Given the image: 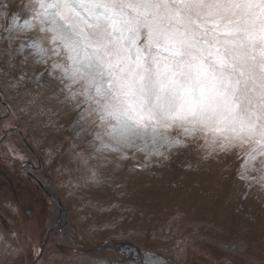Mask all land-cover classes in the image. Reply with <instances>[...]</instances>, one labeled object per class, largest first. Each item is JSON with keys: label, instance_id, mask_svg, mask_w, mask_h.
Instances as JSON below:
<instances>
[{"label": "snow or ice", "instance_id": "obj_1", "mask_svg": "<svg viewBox=\"0 0 264 264\" xmlns=\"http://www.w3.org/2000/svg\"><path fill=\"white\" fill-rule=\"evenodd\" d=\"M8 7L0 2V9ZM16 8L0 11V19L11 16L4 28L8 49L0 51V75L10 78L0 97L6 98L5 89L23 88L20 111L34 109L37 119L59 116L53 104L67 109L65 115L75 113L74 139L91 138L87 153L70 143L71 159L78 167L99 162L88 169L89 183H102L97 168L114 163L113 154L117 161H136L143 153V171L153 156L169 159L162 147L203 141L197 147L206 149L204 162L242 159L237 179L245 182L243 198L264 194V0H21ZM29 32L36 36L14 55L13 40ZM16 55L22 66L12 75ZM29 56L31 72L23 66ZM37 66H43L38 74ZM0 105L5 117L15 115L3 98ZM44 127L57 125L49 118ZM187 242L175 247L183 251ZM241 247L233 242L230 250ZM42 255L34 247L33 264H42ZM145 264L166 262L150 257Z\"/></svg>", "mask_w": 264, "mask_h": 264}, {"label": "rangeland", "instance_id": "obj_2", "mask_svg": "<svg viewBox=\"0 0 264 264\" xmlns=\"http://www.w3.org/2000/svg\"><path fill=\"white\" fill-rule=\"evenodd\" d=\"M0 2L9 5L0 11L12 13L21 0ZM10 19V15L0 19V51L8 49L4 28ZM35 36L36 32L18 34L11 45L13 54L22 41ZM22 59L16 55L12 75ZM33 59L29 56L23 65L30 72ZM35 71H43V66ZM9 78L0 75V88ZM22 92L23 88H8L6 98L1 97L15 115L5 117L0 105V118L5 117L0 120V141L4 140L0 142V260L33 264V248L38 247L43 251L42 264H115L117 260L145 264L150 257L166 264H264V194L242 197L246 189L245 182L237 179L242 163L237 155L223 164L204 162L200 157L206 149L197 147L203 141H188V147H162L169 159L153 156L141 171L138 165L146 162L143 153L136 154V161H117L113 154L114 163L97 168L102 183H89L88 169L99 162L78 167L71 159L70 143L74 140L80 145L75 151L87 153L85 143L91 138L74 139L71 124L76 114L65 115L67 109L61 111L53 104L59 116L33 118L34 109L20 111L26 99ZM49 118L63 130L44 127ZM171 135L177 136L178 130ZM116 163L121 164L118 170ZM164 237L172 238L165 242ZM185 238L188 242L181 251L175 244ZM233 242L242 246L235 254L230 250Z\"/></svg>", "mask_w": 264, "mask_h": 264}, {"label": "flooded vegetation", "instance_id": "obj_3", "mask_svg": "<svg viewBox=\"0 0 264 264\" xmlns=\"http://www.w3.org/2000/svg\"><path fill=\"white\" fill-rule=\"evenodd\" d=\"M1 98V97H0ZM4 103L6 104V102L4 101ZM5 119V117H1L0 120ZM8 133V132H7ZM1 143L4 142V140L0 141Z\"/></svg>", "mask_w": 264, "mask_h": 264}, {"label": "water", "instance_id": "obj_4", "mask_svg": "<svg viewBox=\"0 0 264 264\" xmlns=\"http://www.w3.org/2000/svg\"><path fill=\"white\" fill-rule=\"evenodd\" d=\"M50 195V197H52V198H54L55 196L54 195H51V194H49Z\"/></svg>", "mask_w": 264, "mask_h": 264}]
</instances>
